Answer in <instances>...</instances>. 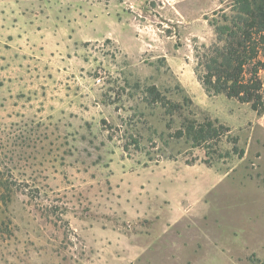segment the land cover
<instances>
[{
	"label": "rangeland",
	"instance_id": "1",
	"mask_svg": "<svg viewBox=\"0 0 264 264\" xmlns=\"http://www.w3.org/2000/svg\"><path fill=\"white\" fill-rule=\"evenodd\" d=\"M231 1L0 0V264H264V112L193 71Z\"/></svg>",
	"mask_w": 264,
	"mask_h": 264
},
{
	"label": "trees",
	"instance_id": "2",
	"mask_svg": "<svg viewBox=\"0 0 264 264\" xmlns=\"http://www.w3.org/2000/svg\"><path fill=\"white\" fill-rule=\"evenodd\" d=\"M213 14L218 17L208 23L215 40L209 45L194 44V74L208 95L224 94L249 104L260 115L264 112V0H232L229 13L221 9ZM135 87L143 91L146 101L161 105L167 113L180 111L181 106L167 100L156 85L141 88L137 81ZM185 99L190 104L191 100ZM184 129L198 144L230 131L217 120L188 124ZM232 139L236 150L237 139ZM133 141L138 145L137 139ZM237 154L242 156L243 150Z\"/></svg>",
	"mask_w": 264,
	"mask_h": 264
}]
</instances>
